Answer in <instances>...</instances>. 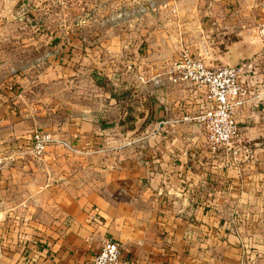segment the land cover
Masks as SVG:
<instances>
[{
    "label": "crops",
    "instance_id": "crops-1",
    "mask_svg": "<svg viewBox=\"0 0 264 264\" xmlns=\"http://www.w3.org/2000/svg\"><path fill=\"white\" fill-rule=\"evenodd\" d=\"M15 1L0 0V13L16 14L23 5ZM133 1L73 5L79 18L81 5L90 15L74 24L70 41L52 25L51 37L22 38L59 48L34 59L61 79L42 85L38 107L23 101L18 111L0 108V149L24 144L34 129L54 138L40 164L18 159L0 170V264H88L107 239L121 245L131 264H243L238 253L253 246L264 215V174L250 159L264 155V66L253 56L264 0L166 1L176 17L160 5L165 0H136L141 8L131 11ZM45 6L47 0H31L26 11L46 13ZM119 6L126 16L105 21ZM46 22L19 24L43 29ZM209 33L225 43L209 58L242 63L247 85L236 124L243 144L251 142L236 157L211 153L201 126L182 120L206 106L201 88L136 84L126 70L132 65L148 78L181 48L198 54ZM17 38L9 32V43ZM5 39L0 26V62L17 57L3 52ZM84 74L91 84L72 92L70 82ZM125 115L133 127L121 131ZM254 204L263 208L251 213Z\"/></svg>",
    "mask_w": 264,
    "mask_h": 264
},
{
    "label": "built area",
    "instance_id": "built-area-1",
    "mask_svg": "<svg viewBox=\"0 0 264 264\" xmlns=\"http://www.w3.org/2000/svg\"><path fill=\"white\" fill-rule=\"evenodd\" d=\"M83 0H47V4L65 10L71 5H78ZM162 1L161 5L167 8L170 15L176 17V8L173 3ZM141 8L138 1L131 7V11ZM123 6H119L115 12L110 14L105 21L120 20L128 13ZM20 13L24 8L20 6ZM26 11V9H25ZM79 18L76 23H78ZM255 31L260 40L261 48L257 56L264 58V20L255 24ZM206 51L192 54L187 49L181 48L176 55L169 60L160 71L145 78L142 74L134 71L132 65L126 70L131 74L136 84L150 81L156 86L165 87L172 85H192L201 88L206 95V106L200 112L183 116L182 120L193 122L201 126L205 133L207 147L211 153L219 150H227L236 157L244 144L238 135L236 124V112L244 103L247 95V85L241 79L242 63L238 65L229 64H207L204 61ZM161 60V55H156ZM91 81L89 79V85ZM86 81L79 78L77 82H70L69 89L72 92L85 90ZM54 141L50 131L34 129L29 133L24 144L4 147L0 151V170L9 167L18 159H26L36 164L43 161L46 148ZM88 264H131L122 255V247L113 240H104L97 253Z\"/></svg>",
    "mask_w": 264,
    "mask_h": 264
},
{
    "label": "rangeland",
    "instance_id": "rangeland-1",
    "mask_svg": "<svg viewBox=\"0 0 264 264\" xmlns=\"http://www.w3.org/2000/svg\"><path fill=\"white\" fill-rule=\"evenodd\" d=\"M162 1V0H160ZM19 4L23 5L24 13H20L17 10L16 14H8V13H0V21H1V32L2 36L6 38L2 42V50L4 53H7L10 49L14 52L16 51V58H11V60L2 59L1 64V74H0V108H7V107H16L17 111L20 110L19 107L21 106L24 108L25 105L23 101H28V103H33L36 107L40 105V96H41V87L44 83H56V81L60 78H57V75H46L44 70L46 68V61H42L40 59L35 60L34 57L37 56L39 53H46L56 54L59 52V48L57 46L47 45V49L45 45L42 44L43 42L37 41L36 44H29L24 42L22 38H26L27 36H35L40 38L41 36L43 40L47 36H52L50 31L53 28L54 31L58 30L60 34L70 41V37L74 35L75 32V23L79 18L77 16L76 9H73V5L69 6L65 10H60L58 7H53L52 5H48L45 8L46 13H43V10H33L32 15L25 11L28 9V5L31 4V0H18L15 5L18 6ZM28 4V5H27ZM135 4V1H133ZM161 5V4H160ZM87 6L81 5V18L82 20H88L90 15L89 8ZM86 8V9H85ZM10 16V18H9ZM49 28H41V27H25L24 24H19L27 20L28 18L35 19H43ZM13 19V20H12ZM16 21L17 24L14 25L13 28H9L4 21ZM75 24V25H74ZM52 25V26H51ZM9 32L11 35H17V43H9ZM13 33V34H12ZM207 34V33H206ZM206 39H203L201 43L198 44L196 51L201 52L202 50L206 51V58L204 57V61L207 64L214 65V62L209 58L212 55L214 50L217 47V50H222L225 43L223 45H218V39L215 35H210ZM35 37V38H36ZM26 40V39H25ZM42 40V41H43ZM261 48V46H260ZM259 50L253 55L256 57L257 63H260V66H264V58L257 56ZM209 58V59H208ZM246 59V58H245ZM213 63H212V62ZM51 62V60H50ZM243 62V61H242ZM216 64H224V63H216ZM230 64V63H229ZM44 74V75H43ZM85 75V74H84ZM53 76V77H52ZM76 78V76H73ZM86 81V87L89 86V78L85 75V77H81ZM105 87V82L102 85ZM20 93V97L17 98L16 94ZM38 107V106H37ZM246 142L244 146H247ZM262 146H264V140L260 142ZM252 155V154H251ZM255 161L256 164H259L260 169L262 168V174H264V155L260 153V157L254 155V157L250 158ZM261 161V162H260ZM264 182V180H263ZM260 193V191H259ZM259 206L263 208L262 204H254L251 213L258 212ZM245 218V217H243ZM260 223L257 225L256 230L254 231L255 236H253V246L250 247L249 251L247 252H239L240 262L242 261L243 264H264V215L257 219ZM245 221L242 219L241 222ZM244 224V223H243ZM245 226H248L245 225Z\"/></svg>",
    "mask_w": 264,
    "mask_h": 264
},
{
    "label": "trees",
    "instance_id": "trees-1",
    "mask_svg": "<svg viewBox=\"0 0 264 264\" xmlns=\"http://www.w3.org/2000/svg\"><path fill=\"white\" fill-rule=\"evenodd\" d=\"M97 85H103L102 81L96 80L94 81ZM130 118L127 117V115L124 116L122 120H119L117 125L120 128V130H124V128L131 129L133 127V124L130 123Z\"/></svg>",
    "mask_w": 264,
    "mask_h": 264
},
{
    "label": "water",
    "instance_id": "water-1",
    "mask_svg": "<svg viewBox=\"0 0 264 264\" xmlns=\"http://www.w3.org/2000/svg\"><path fill=\"white\" fill-rule=\"evenodd\" d=\"M17 1H18V0H16V1H15V3H16ZM239 63H240V62H237V63H236V64H234V65H238ZM138 126H139V124H136V129H135V130H137V129H138V128H137ZM1 149H2V148H1ZM1 149H0V151H1Z\"/></svg>",
    "mask_w": 264,
    "mask_h": 264
}]
</instances>
